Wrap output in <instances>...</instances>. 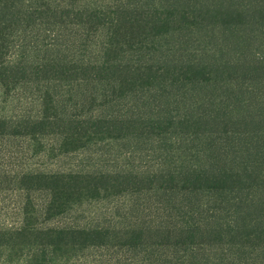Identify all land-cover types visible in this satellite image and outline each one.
I'll return each instance as SVG.
<instances>
[{
	"label": "trees",
	"instance_id": "trees-1",
	"mask_svg": "<svg viewBox=\"0 0 264 264\" xmlns=\"http://www.w3.org/2000/svg\"><path fill=\"white\" fill-rule=\"evenodd\" d=\"M24 83L41 87L43 107L26 134L75 148L123 140L151 161L45 176L53 199L131 194L154 220L113 236L0 228L1 255L123 240L137 264H264V0H0V89ZM64 86L94 110L59 114Z\"/></svg>",
	"mask_w": 264,
	"mask_h": 264
},
{
	"label": "rangeland",
	"instance_id": "rangeland-1",
	"mask_svg": "<svg viewBox=\"0 0 264 264\" xmlns=\"http://www.w3.org/2000/svg\"><path fill=\"white\" fill-rule=\"evenodd\" d=\"M113 1L100 0L101 3ZM42 36L46 38L45 44L52 42V36L45 33ZM17 46L18 40L10 59ZM53 94L59 101V114L84 116L94 110L86 96L76 95L73 87L58 88ZM41 96L38 85L33 87L24 83L9 91L0 89V118L7 120V126L2 129L4 133H0V228L17 230L25 225L38 228L98 226L110 228L108 230L113 236L121 235L143 222L151 224L154 218L149 217V213L155 207L147 210L143 204L141 210L133 211L137 200L131 194H116L101 199L83 198L82 201L53 199L51 187L45 184V176L100 168L144 169L151 161L145 156L129 153L123 140H98L75 148L65 142L58 132L26 134L22 125H29L27 120L30 125L34 124L43 114ZM131 247L121 240L91 246L77 253L70 252L60 258L50 252L43 256L41 249H34L32 254L39 257L35 261H31L33 256L30 257L28 249L22 252L8 248L0 257L1 264H137L141 257L129 251Z\"/></svg>",
	"mask_w": 264,
	"mask_h": 264
}]
</instances>
